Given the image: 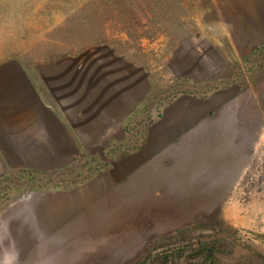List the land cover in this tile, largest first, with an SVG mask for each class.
<instances>
[{
	"label": "crops",
	"instance_id": "obj_1",
	"mask_svg": "<svg viewBox=\"0 0 264 264\" xmlns=\"http://www.w3.org/2000/svg\"><path fill=\"white\" fill-rule=\"evenodd\" d=\"M205 50L181 46L171 60L174 70L198 83L214 79L225 59ZM150 90L145 71L108 47L46 59L0 54V183L11 184L23 171L47 173L59 183L70 175L59 170L77 167L82 178L70 188L25 197L0 191V264L5 258L11 264H123L126 224L139 232L141 200L172 227L203 214L206 199L221 197L219 188L204 191L218 173L209 161L229 152L238 133L222 134L218 120L241 119L239 126L249 128L253 116L247 121L244 109L238 116L237 105L219 112L230 87L204 98L179 96L141 128ZM235 97L241 105L243 96ZM98 163L108 167L93 173ZM126 180L131 197L115 186ZM190 185L201 189V204H189ZM157 192L164 195L158 203ZM120 232L121 247L110 246V234Z\"/></svg>",
	"mask_w": 264,
	"mask_h": 264
},
{
	"label": "rangeland",
	"instance_id": "obj_2",
	"mask_svg": "<svg viewBox=\"0 0 264 264\" xmlns=\"http://www.w3.org/2000/svg\"><path fill=\"white\" fill-rule=\"evenodd\" d=\"M187 45L195 52L215 49L224 56L226 66L212 77L215 81L202 87L177 74L171 60ZM104 47L148 76L151 108L147 102L142 109L141 128L179 96L204 98L230 87L233 92L222 97L219 112L237 105L238 116L242 109L247 121L249 113L253 116L249 128L239 126L241 119L236 125L218 120L222 134L224 129L238 133L229 152L223 149L218 159L209 161L218 173L204 191L219 188L221 197L206 199L203 214L172 227L166 217L151 214L154 208L144 204L147 199L141 200L139 232L126 224L123 264L198 263L209 253L205 247L213 251L215 264H264V0H0V54L61 58ZM234 96H243L241 105ZM107 167L98 163L90 170ZM79 170H59L70 174L59 183L40 171L20 173L11 184L0 183V191H21L25 197L37 189L70 188L82 180ZM127 182L115 186L131 197L133 185ZM200 191L190 185V205L202 203ZM141 192L143 198L147 193ZM3 196V201L8 198ZM161 196L157 192L156 203ZM121 233L110 234V246L121 243Z\"/></svg>",
	"mask_w": 264,
	"mask_h": 264
},
{
	"label": "trees",
	"instance_id": "obj_3",
	"mask_svg": "<svg viewBox=\"0 0 264 264\" xmlns=\"http://www.w3.org/2000/svg\"><path fill=\"white\" fill-rule=\"evenodd\" d=\"M138 8H136V9L138 10ZM212 81H215V80L214 79H208V80H206V81H204L202 83H199V84H204L202 86V87H204V86H206L207 84H209ZM23 172L24 173H33V171H23ZM31 176L33 177V175H31ZM205 250L208 251L209 253L206 254V256H204L202 261H200L198 263H188V264H215V259L213 257V251L211 249H208L207 247H205Z\"/></svg>",
	"mask_w": 264,
	"mask_h": 264
},
{
	"label": "clouds",
	"instance_id": "obj_4",
	"mask_svg": "<svg viewBox=\"0 0 264 264\" xmlns=\"http://www.w3.org/2000/svg\"><path fill=\"white\" fill-rule=\"evenodd\" d=\"M3 264H11V262L9 260H7V258H5Z\"/></svg>",
	"mask_w": 264,
	"mask_h": 264
}]
</instances>
